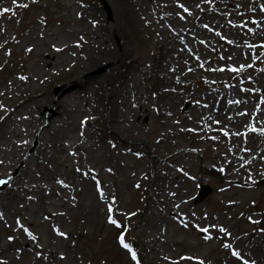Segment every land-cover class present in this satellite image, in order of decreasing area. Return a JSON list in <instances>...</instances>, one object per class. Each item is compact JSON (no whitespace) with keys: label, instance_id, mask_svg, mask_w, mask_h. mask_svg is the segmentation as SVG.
I'll use <instances>...</instances> for the list:
<instances>
[{"label":"rangeland","instance_id":"374dc122","mask_svg":"<svg viewBox=\"0 0 264 264\" xmlns=\"http://www.w3.org/2000/svg\"><path fill=\"white\" fill-rule=\"evenodd\" d=\"M19 2L23 3L17 4ZM105 2L111 8V20L100 0H71V2L69 0L17 2L16 0L12 8H9L3 16L0 9V96L8 92V86L10 87L13 81H18L19 77L25 74L34 78L32 81L36 82L35 86L40 89V96L44 95L41 99L31 98L29 93L20 96L19 101L24 102L23 109L19 111L22 120L35 117L39 113L38 107L45 104L48 97L56 101L58 90L70 84L77 76L97 81L76 104L83 114L77 118L73 116L74 120L67 128L70 132L68 139L66 136L69 146L67 151L75 152L76 157L66 158V154L61 152L56 156L58 161L68 159V162L65 161L66 166L58 167L54 161L49 162V166L36 165L48 177L59 178L58 182L62 181V184L73 189H68L69 193L61 199L48 194L47 203L40 199L24 202L6 197L0 205L3 214V220L0 219V245H8L22 238L23 244L15 243L17 248H23L24 254L20 257L16 256L17 253L10 255L12 263L33 264L36 254L26 250L28 245L25 233L21 230L17 231L18 225L20 222L26 225L29 222L33 223L35 227H28V231L39 235L43 239V246L48 247L50 238L54 237V229L44 217L43 211L46 209L53 212L62 207V212L65 208L68 212L58 234L63 232L66 235L58 239L56 248L62 254L68 253L66 260L70 264H186L194 257L203 264H245V262L264 264V163L261 170H257L255 174L247 169L242 170L244 166L237 160L232 164L233 144L240 138L233 140V137L228 138V135L221 132L217 141L203 144L200 140L202 136L194 134V128L189 124L187 127L177 126L178 137L174 140L179 144V150L183 152L185 158L175 168H168L163 176L147 175L149 165L150 167L155 164L164 165L159 158L157 161L149 160L156 154L154 144L164 137V132L158 125L160 117L152 108L159 105L165 109L173 108L177 112L188 111L197 101L198 96L193 98L185 96L201 95L203 89H206L202 84L193 83L188 88H182L181 94H172L174 88L166 86L157 88L160 94L156 92L153 70L157 53L161 51L158 45L161 38L156 31L160 30L158 23L163 20L155 19L151 13L164 12L168 0H105ZM217 2L220 8L226 10L219 4L226 3V0H211L210 3ZM206 3H209L208 0L179 1V4L187 7L189 11L194 5ZM261 5H264V0H242L241 8L234 12L233 18L239 19L245 27L243 40L230 46L221 44L220 53L224 59L232 60L229 62V67L232 69L238 66L233 62L235 58L242 56L253 61L250 67L255 69V73L264 66V56L257 52L263 38L264 23L260 25L257 22L250 23L251 20L257 19ZM229 6L234 9V2ZM226 15L225 13L224 16ZM224 16L222 13H217L216 16L204 15L198 29L200 31L202 28L206 29L205 25H212V20ZM197 21L199 20L191 18L179 26L182 31L192 30L194 35ZM96 22L97 26L92 25ZM166 23L173 28L174 21L167 20ZM41 31L54 34V39H46L48 35L40 37ZM125 38L129 39L127 45L128 49L132 50L131 53L126 47L121 46ZM76 41L81 44L75 50L76 60L68 58L55 75L47 74L46 70L39 66V62L53 57L51 46L57 47L60 44ZM88 41H91V45L87 43ZM173 48L166 49L165 59L174 67L180 66L181 63L174 56V52L177 53L180 48H177L176 44ZM192 54L198 57H203L204 54L205 57L211 58L208 54L212 53L202 52L197 48ZM91 55L95 56V60H88V71H82L80 67L82 58ZM131 56L140 61L139 67L128 74L127 85L121 86L122 90L117 91L121 97L112 101V105H109L108 97L107 101L109 111H115L120 122L126 121L131 128H138V123H141L144 149L135 156H128L125 153L124 157H121L109 153L107 143L115 139L109 137L101 125L100 130L95 129L96 133L91 141L86 142V148L81 145L76 147L81 140L78 119L95 116H91L90 113L95 108H100L103 100L100 94H106L110 89L115 90L119 77L127 71ZM104 66L109 68L99 74L95 73ZM229 67L221 62L216 65L211 82L219 83L226 80L230 72ZM164 73L161 75L163 76ZM255 81L251 85L242 84L239 91L233 90L232 98L236 106L238 102L242 103L238 107L242 113L248 114L251 123L259 132L264 130V83L260 87ZM27 84L25 82L21 86L26 87ZM220 89L224 92L227 90L224 85H221ZM200 98L202 100L203 96ZM137 106L147 107L149 114L136 118L134 109ZM6 123L7 120L0 127L1 144L8 143L4 132L8 127ZM126 127L127 125L118 126V130L122 132ZM40 132L41 130L37 134L39 135ZM230 139L233 142L229 141ZM256 146L263 153L261 156L263 160L264 135H261ZM37 147V141L33 140L26 150L24 159L34 155ZM126 147L128 144L119 146L118 149L122 152L127 149ZM158 147L168 149L166 142ZM148 151H154L155 154L144 159L147 167L145 179L142 181L136 179L137 176L143 175L137 159L146 155ZM161 152L163 151H157V156ZM105 154L113 160V166L111 168V165L106 163L105 168L99 171L101 167L99 161ZM127 163L131 166L132 174L137 172L133 183L132 179L129 180L132 175L124 169ZM19 168L20 166H17L15 170L6 172L8 180L16 176ZM87 170L96 173L93 180L85 177ZM55 171L59 176L53 173ZM128 175L130 176L126 178L127 182L125 176ZM205 186L210 188L211 194L198 202L196 197ZM218 187H225L224 192L218 193ZM106 188L110 198L102 199ZM149 201L154 203L150 204ZM148 207H150L149 216L146 217L145 211ZM196 208L202 213L195 212ZM164 210L175 212L178 221L171 222V219L175 218L174 213L170 217ZM185 212H191L192 218L186 219ZM157 214L162 215L164 221H170V227L167 235L156 237L155 244L150 243L146 246L141 241L146 235L137 228L139 225H144L145 228L149 226L151 219ZM196 218H202L203 222L197 221ZM110 219L116 220L120 226L112 224ZM192 221H197L199 227L192 228ZM38 222H42L40 227ZM222 228L227 231H221ZM201 229L208 231L203 232ZM193 231L197 233L193 241L185 239L179 241L183 234H192ZM223 232H231L232 235L218 238ZM9 237L16 238L9 240ZM121 237L129 248H125L121 243ZM172 239L174 242L170 243ZM235 252L240 255H234ZM0 264L9 263L0 259Z\"/></svg>","mask_w":264,"mask_h":264},{"label":"bare ground","instance_id":"6f19581e","mask_svg":"<svg viewBox=\"0 0 264 264\" xmlns=\"http://www.w3.org/2000/svg\"><path fill=\"white\" fill-rule=\"evenodd\" d=\"M19 0H17L18 2ZM71 2V0H69ZM180 0H168V4L166 6V10L164 12L158 13L153 11L151 13L157 20H163L159 22L158 25L160 30L156 31V34H160L161 41L158 43L159 51L156 56V64L154 67V81H156V92L157 88L161 86L173 87L174 90L172 94H181L182 88H188L193 83L202 84L206 89H203V94H187L186 98H193L198 96L197 101H195L194 105L188 111H174L173 108H162L159 105H155L152 110L158 114L160 117L159 127L164 132V137L161 141L154 144L156 147L155 152L151 151L146 155L139 156L138 165L140 169H142L143 175L140 177L137 176L136 179L144 181L145 179V171L147 167V162L144 159L151 154H155V157H150V159L156 160L159 158L162 161V164H155L148 168L147 175H152L156 177L157 175L163 176L165 171L168 168H175V166L179 165V163L184 159V154L181 150H179V144L174 140L178 137L177 126H185L188 124L194 128L193 133L202 136L200 139L203 144H207L209 142H215L218 139V135L225 132L228 133V138L237 137L240 138L239 141H235L233 144V161H239L241 165L244 166L242 170L246 171L250 170L251 172L256 173L257 170H261V166L264 163V159L262 160L261 156L263 153L260 149L256 148V144L261 139L260 131H253V128H256L250 121L248 114L242 113L240 107L238 105H242V103H238L237 106L234 103L232 98V91H239L242 84L251 85L252 82L256 81L257 84L261 87L264 83V66L260 69H257V73H255V69L250 65L253 61H249L242 57H236L233 62L238 64L237 69L243 67L242 71L233 72L232 68L229 67V62L232 60L224 59L221 53V44H225L226 46L233 45L234 43L242 42L244 36V24L239 21V19H234L235 11L241 8L242 0H226V3H219L226 10L220 8L217 3H206L205 5H194L191 7V11L185 12L183 8L180 7ZM16 0H0V9L2 12V16L4 13L3 10L5 8L9 9L15 4ZM234 2L235 8H230L229 4ZM23 2H19L17 4H22ZM19 5V6H20ZM132 6V4H131ZM184 6V5H183ZM133 7V6H132ZM184 8H187L184 6ZM188 9V8H187ZM14 10V9H13ZM224 16L222 18H216L211 21L212 25H209L206 29L202 28L201 31L198 29L200 20L202 16H216L217 13ZM190 13V14H189ZM65 14V13H64ZM12 18V17H11ZM191 18L198 19L196 23L197 30L195 34H192V30L182 31L179 24H184ZM214 18V17H212ZM167 20L174 21L173 28L172 26L166 23ZM264 23V11L259 12L256 20H251L250 23ZM92 25L97 26L92 23ZM116 28V27H114ZM263 38L261 40V45L257 48V52L259 55L264 56V31ZM48 35V36H47ZM46 39H54V34L49 32L41 31L40 37H45ZM122 43V47L128 48V38H125ZM156 41V39L154 40ZM231 41V43L229 42ZM91 45V41L87 42ZM174 44H176L177 48H180L178 52H174V56L180 62V66H173L170 64L167 59H165L167 52L166 49H174ZM80 43L77 41L67 42L65 45L60 44L57 47L51 46L52 51L51 54L53 57L49 59H45L43 62H39V66L46 70L47 74L55 75L60 66L65 65L68 58L72 60L77 58L75 50L77 47H80ZM203 46L204 48H202ZM171 47V48H170ZM193 47V48H192ZM201 49L202 52L211 51V55L208 54L211 58L198 57L192 54L194 49ZM220 50V52H218ZM132 50H129L131 53ZM209 53V52H208ZM247 53V51H246ZM95 56H87L82 58L80 62V67L82 71H88L87 61L94 59ZM221 58V60H219ZM128 68L126 73L121 74L119 77L117 84L115 86V90L108 91L106 94H100L102 97V103L100 104V108H95L90 115H95L93 117H81L78 120V126L80 128L79 139L80 143L76 144V147L80 145L85 147L86 142L91 141V138L96 133L95 129L100 130L102 127L107 131L108 136L114 138L113 142H108L109 153L119 155L124 157L125 153L128 156H135L144 148L143 141V133L142 128L140 127L141 123H138V128H131L128 126L126 121L120 122L119 117L116 116L115 111H109V105H112V101L119 99L121 96L117 93L118 90H122L121 86L127 85L128 74L132 70H136V67H139L140 61L136 60L131 56L128 60ZM226 61V63L224 62ZM177 62V60H175ZM174 62V63H175ZM225 64L229 67V76L226 80L219 83H212L211 78L215 72V66L219 63ZM79 70V72H81ZM165 72V73H164ZM164 73L162 76L161 74ZM206 73V75H203ZM202 74V76H200ZM125 75V76H124ZM262 75L261 78L258 76ZM19 76V75H17ZM23 77V78H22ZM81 76H77L76 79H73L70 84L60 88L57 92L56 101L53 98L48 97L45 104H42L39 109V113L35 115V117H29L27 119L22 120L20 117L19 111L23 109L24 102H20V96L24 93H29L31 98H39L41 99L44 95L40 96L39 88L35 86L36 82H33L34 78L28 74L25 76H20L18 81H13L8 86L9 90L7 93H2L0 96V127L3 122H6L8 127L4 130L5 139L7 142L0 143V181H6V183H0V205L1 202L6 199V197H11L15 200H20L27 202L30 201H38L39 199L44 203H47L46 196L49 194L53 195L56 198H64L66 196L68 189H73V187L66 186L57 181L59 178H55L54 176H49L44 174V171H40L38 169L37 164H41L42 166H49V162L54 161L55 164L59 167L66 166L65 161L68 162V159L64 161L59 160L56 154L64 153L66 154V158L76 157L75 152L67 151L69 146L66 142V136L70 137V132L67 131L68 125L71 124L74 120L73 116L77 118L80 114V107L76 106L78 101L82 100L84 94H86L91 86L97 82L91 78L83 79ZM216 81V80H215ZM27 82V86H21L23 83ZM120 83V84H119ZM224 85L225 92L220 89V86ZM19 88L21 90H19ZM127 90V88H125ZM245 90V89H244ZM261 91V90H260ZM260 91H255L259 93ZM31 93V94H30ZM123 94V91H122ZM160 94V92H157ZM200 96H203L201 100ZM46 98V97H45ZM38 101V100H37ZM207 105V107H205ZM49 107V108H48ZM42 108L44 110L42 111ZM46 109V110H45ZM53 109L55 111H53ZM41 110V111H40ZM134 115L144 116V114H149L147 107L137 106L134 109ZM136 120V119H135ZM219 121V123H217ZM101 125V127H100ZM127 125L123 131L118 130V126ZM98 126V127H96ZM38 135L37 132L40 131ZM33 140L37 141L38 147L35 151L36 153L32 156H29L24 159L26 150L33 143ZM233 140H229L233 142ZM167 144L168 149L165 147L159 148L160 144ZM124 144H128L127 149H124L122 152L119 151V146H124ZM130 145V146H129ZM127 150V152H126ZM166 150V151H164ZM157 151H163L160 155L157 156ZM142 154V153H141ZM231 156L230 154H227ZM78 161H76V164ZM101 167L99 171H102L105 168V164L111 165L113 164V160L110 159L108 154H105L99 161ZM121 163V162H120ZM17 166H20L19 172L14 176L11 180H8L6 172L8 170H15ZM138 167V166H137ZM177 168V167H176ZM107 169V168H106ZM132 176L129 180L133 183V178L136 177V173L132 174L130 164H125L124 167ZM138 169V168H137ZM178 169V168H177ZM85 177L87 179L94 178L96 173L94 171L87 170L85 171ZM59 176L58 172H53ZM128 176H125V181ZM8 182V185H7ZM128 182V181H127ZM225 187H218L217 192H224ZM28 194H31L30 196ZM104 197L102 199L110 198V194L107 192V188L103 193ZM27 200V201H26ZM167 201L169 198L166 199ZM150 204L154 202L149 201ZM149 209L145 211V216H149ZM57 211V212H56ZM56 211H47L44 209L43 215L47 221L50 222L52 228L54 229V237L50 238L48 242V247L43 246V239L40 238L39 235L32 233L36 239H32L28 235V227L33 228L35 225L31 222L29 224H20L17 227V231L21 230L25 233L26 244L28 245L27 249L29 252H33L36 254V257L33 259V264H70L66 258L68 253H61L59 249L56 248L58 239L62 237L58 234L60 228L64 224V218L67 217L66 214L68 209H64L62 212V207L57 209ZM195 212L201 214L202 211L199 208L194 210ZM167 216L171 217V214L174 213L175 218L171 219V222L178 221L177 215L172 211H165ZM0 213L2 211L0 210ZM116 214V213H115ZM120 215L119 213H117ZM133 217V216H131ZM169 217V219H170ZM184 217L186 219H191V212H185ZM2 219V216H0ZM197 221L203 222L202 218H196ZM190 221V220H187ZM192 221V228H198V222ZM171 222H166L163 220L162 215L157 214L153 216L149 226L146 228L144 225H139L137 230L145 233V237L141 239L144 245L149 246L150 243L155 244L157 241L156 237H161L167 235L168 228L170 227ZM42 222H38V226ZM217 234V233H215ZM232 235L231 232L222 233L218 238H226ZM197 236V233L193 231L192 234H183L182 239L179 241H193ZM215 236V235H212ZM211 236V238H213ZM16 237H12V240ZM11 240V239H9ZM15 242H21L23 244L22 238L16 239ZM15 242H10L8 245H0V259L12 263V258L10 255L16 254L17 257H20L24 254L23 248H17ZM174 242L173 239L170 240V243ZM178 242V241H176ZM77 264V263H76ZM186 264H200V262L196 261V258H192Z\"/></svg>","mask_w":264,"mask_h":264},{"label":"snow or ice","instance_id":"6c2138e0","mask_svg":"<svg viewBox=\"0 0 264 264\" xmlns=\"http://www.w3.org/2000/svg\"><path fill=\"white\" fill-rule=\"evenodd\" d=\"M208 2H211V0H208ZM23 6H24V7H27V5H23ZM180 7L183 8V10H184L185 12H189V10H188L187 8H184L183 5H180ZM3 11H4V12H8L9 9L5 8ZM261 11H264V5H261ZM189 14H190V13H189ZM205 27H208V26L205 25ZM229 42L231 43V41H229ZM29 51H30V49H29ZM242 70H243V67H242V66H241V68H239V69H237V68L232 69L233 72L242 71ZM221 71H223V69H221ZM22 78H23V77H22ZM238 103H239V102H238ZM205 107H207V105H205ZM217 123H219V121H217ZM252 130H253V131H257L256 128H253ZM260 134L264 135V130H260ZM225 135H228V133L225 132ZM0 183H6V181H0ZM61 183H63V182L61 181ZM2 215H3V214L0 213V216H2ZM110 222H111L112 224L117 225V227L120 226V225L117 223L116 220H112V219H110ZM198 227H199V226H198ZM201 231H203V232H207L208 229H201ZM221 231H227V230L222 228ZM59 234H60L61 236H65V235H66V234L63 233V232H59ZM28 235H29L32 239H36V237L33 236L31 232H28ZM9 239H12V237H9ZM121 243L124 245L125 248H129V245L126 244V243H124V239H123V237H121ZM225 247H230V245H225ZM233 254L236 255V256H239V255H240L238 252H235V253H233ZM133 258L135 259V252H133ZM187 259H191V258H187ZM200 264H203V262H200ZM245 264H247V262H245ZM253 264H254V262H253Z\"/></svg>","mask_w":264,"mask_h":264},{"label":"water","instance_id":"95a60500","mask_svg":"<svg viewBox=\"0 0 264 264\" xmlns=\"http://www.w3.org/2000/svg\"><path fill=\"white\" fill-rule=\"evenodd\" d=\"M104 7H105V9H106V11H107V13H108V17L111 18V10H110V8L107 7L105 3H104ZM106 69H107V67H106V68H103V69H100L99 72H100V71H104V70H106ZM99 72H98V73H99ZM209 193H210V190H205V191L202 193L200 199H202L203 197H205V196H206L207 194H209Z\"/></svg>","mask_w":264,"mask_h":264}]
</instances>
